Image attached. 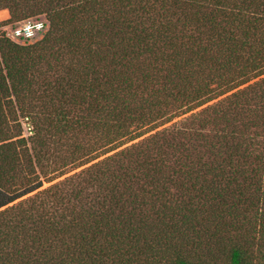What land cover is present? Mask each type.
<instances>
[{"label": "trees", "instance_id": "trees-1", "mask_svg": "<svg viewBox=\"0 0 264 264\" xmlns=\"http://www.w3.org/2000/svg\"><path fill=\"white\" fill-rule=\"evenodd\" d=\"M4 9L48 29L0 37V208L224 97L0 211V264H264V0Z\"/></svg>", "mask_w": 264, "mask_h": 264}, {"label": "rangeland", "instance_id": "rangeland-1", "mask_svg": "<svg viewBox=\"0 0 264 264\" xmlns=\"http://www.w3.org/2000/svg\"><path fill=\"white\" fill-rule=\"evenodd\" d=\"M0 12H3L4 13V16L2 19H0V37L1 36H4L5 37V32L3 31V29L5 27H9V26H15L16 24H18L19 22H22V21H26V20H37V21H45L46 20V17L45 15H36V14H33V16H29L28 14H21V15H27V17H22L20 19H16L15 17H12L11 13L9 12L8 9H4V10H1ZM47 22V21H46ZM48 26V23L46 24ZM46 32H44L40 37H38L36 40L26 44V45H31V44H34L36 43L37 41L41 40L43 35L45 34ZM263 77V76H262ZM260 77V78H262ZM259 79V78H258ZM258 79H255L251 82H249L248 84L240 87V88H243L253 82H255L256 80ZM224 97V96H223ZM223 97H220L216 100H213L205 105H202L196 109H194L193 111H191L190 113L186 114V115H183V116H180V117H175V118H171L170 121H167L165 122V119L169 118L170 116H172V114H169V115H166L165 117L163 118H160L156 124V126L151 130V131H148L146 133H144L142 136H140L139 138L131 141V142H128L127 144L123 145L122 147L114 150L113 152H110L104 156H101L93 161H90L89 163L85 164V165H82L76 169H71V170H67V172H65L63 175H59L57 174L59 171L57 172H52V173H48L46 175H44V177H41L39 178V182H40V187L38 188H34L32 189L31 191L27 192L25 191V188L24 190H21L20 191V196L18 198H16L14 201H12L11 203L7 204L6 206L0 208V211L4 210L5 208H8V207H11V206H14V205H17L18 203L20 202H23V201H26L30 198H35L36 196H39L40 194H42L44 192V197L47 198V195L50 193V195L54 192H56L58 189H66L67 187H65V185L63 184V182L68 179L69 177L73 176V175H76L78 173H80L81 171L87 169L88 167H90L91 165H93L94 163L104 159L105 157L111 155V154H114L118 151H120L121 149L123 148H126V147H129L131 145H134V144H137L141 141H143L144 139H147L148 137L154 135L155 133L157 132H160L166 128H169L171 126H174L175 124L179 123V121H181L183 118L187 117L188 115L190 114H194V113H198L200 111H202L203 109H206V107L212 105L213 103L217 102L218 100H220L221 98ZM39 103V100H36L35 101V105H38ZM27 119V118H26ZM22 121H25V118H20V124H21V128H22V134H21V138L27 140V147L29 148L30 147V139L32 138V136L34 135L33 132V127H34V123L31 121V119H27V122H29V124L31 125L32 129H31V133H25L24 131V126L22 124ZM164 122V123H163ZM48 190V191H47ZM68 189L65 190V192L67 191ZM47 192V193H46ZM49 195V196H50ZM43 197V196H42ZM41 197V198H42Z\"/></svg>", "mask_w": 264, "mask_h": 264}, {"label": "built area", "instance_id": "built-area-1", "mask_svg": "<svg viewBox=\"0 0 264 264\" xmlns=\"http://www.w3.org/2000/svg\"><path fill=\"white\" fill-rule=\"evenodd\" d=\"M45 21H37V20H26L19 22L15 26L5 27L3 31L5 32V37L10 41L17 43L19 45H26L38 37H40L44 32L47 31L48 26ZM23 128L25 133H31V125L25 121H22Z\"/></svg>", "mask_w": 264, "mask_h": 264}, {"label": "bare ground", "instance_id": "bare-ground-1", "mask_svg": "<svg viewBox=\"0 0 264 264\" xmlns=\"http://www.w3.org/2000/svg\"><path fill=\"white\" fill-rule=\"evenodd\" d=\"M4 16V13L3 12H0V19H2Z\"/></svg>", "mask_w": 264, "mask_h": 264}]
</instances>
